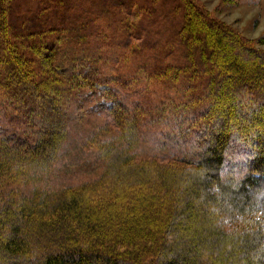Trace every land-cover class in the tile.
Returning <instances> with one entry per match:
<instances>
[{
	"label": "trees",
	"instance_id": "trees-1",
	"mask_svg": "<svg viewBox=\"0 0 264 264\" xmlns=\"http://www.w3.org/2000/svg\"><path fill=\"white\" fill-rule=\"evenodd\" d=\"M101 1L35 0L13 16L17 1L0 0V264H264V34L252 44L179 0L162 53L121 17L100 31ZM85 110L108 120L85 139L101 172L55 185ZM165 114L182 125L158 142L173 154L144 156L157 143L145 127ZM236 150L243 177L225 169Z\"/></svg>",
	"mask_w": 264,
	"mask_h": 264
},
{
	"label": "rangeland",
	"instance_id": "rangeland-1",
	"mask_svg": "<svg viewBox=\"0 0 264 264\" xmlns=\"http://www.w3.org/2000/svg\"><path fill=\"white\" fill-rule=\"evenodd\" d=\"M16 1V6L13 8L12 12L13 16H15L14 10H17L20 7L23 8L26 5H29L28 7H31L34 4L33 1L35 0ZM68 1H71V3L77 2V0ZM177 1L179 0H102V4H100L103 8H100V10H94L93 12L96 14V17H99L101 21L99 28L100 31L105 32V34L108 35L109 32L117 33L118 25H114L113 21L121 17L122 20L128 22L130 25L133 24L134 29L132 33L136 34L138 30L140 31L141 39L140 41H135V45H141L142 48L144 47L147 49L156 45V47H158L157 49H161L160 51L163 53L169 45V43H167V40H169L170 36L174 34L175 30L180 24L181 14L185 12L181 10L179 11L176 7L172 8V5L176 6ZM194 2L211 18L215 19L217 22L224 24V26L235 31L238 35L250 41L252 44L256 43L257 40L260 39L264 34V0H194ZM94 4L97 3L95 2ZM36 5L37 4H35L34 7H36ZM90 5L93 4H86L83 7H90ZM79 7L80 6H78V8ZM111 8L114 10V16H112L110 12ZM81 11V9H76V16H80ZM102 12L107 14H104V16H102V14L99 15V13ZM76 16L74 17L75 19H80L79 16ZM87 17L89 18L90 16ZM11 20L16 22L14 17H12ZM96 22L98 23V20ZM95 27L96 28L94 29L98 31V27L96 25ZM182 33L183 32H181V34ZM198 39L202 41L200 36H198ZM188 44H191V41H188ZM111 47H114V45H111ZM173 47L176 49L173 57H176V59H178L181 55L180 53L183 50L182 48H176V46L172 45L171 48ZM255 47L264 52V46L256 45ZM223 50L228 51V48L225 47L223 48ZM156 59L157 58H155L154 60ZM149 60L151 61V63L154 62L153 58H150ZM140 62L142 61L140 60ZM153 82L158 83L156 80H154ZM160 85L161 84L158 83V87L152 89L154 91H158V94L162 95L167 91H162V86ZM158 88L161 89L158 90ZM143 95L147 97L151 96L147 94ZM86 111L87 110H85L83 113L75 112L73 115L74 118L72 117L73 122L70 123L71 127L69 130L71 138L69 139L64 151H62L65 152V156H61L62 158L55 165L56 169L54 172V176H56L57 178L51 177L49 179L55 185L61 186L68 183H80L88 180H93L101 172L100 162L98 161L95 152L93 154V152L85 145V139L93 134H96L98 128L105 123H108V120L105 117L97 114H86ZM198 111L199 110L197 109L194 117L193 114L190 115V119L192 118L194 120L196 116H199L201 110L199 112ZM166 116V114L162 116V120L161 122L157 123L159 124L157 126L148 125L147 127L145 125V128L150 133L149 137H151V141L156 138L157 143H150L149 146H146L145 154H143L144 156L149 157L151 155H154V157H161V159H163L173 154L171 150L174 151L175 147L164 146L165 148H167L166 151H160L161 146L159 143L164 144L166 138L163 137H167L168 135H170L171 139L172 134H176L177 129H179V127H182V125H179L178 121H170L171 118L167 119ZM165 119L169 120V123H167ZM170 139L168 141H170ZM192 143L194 144L193 136L189 137V140H187V143H185L187 146L179 149L177 152L181 154L191 151L192 148L189 145H191ZM181 144H184V142H181ZM159 153H162L161 156H156L159 155ZM243 153L244 152L241 150L232 152L230 160L227 162L225 168L229 176L243 177L247 173V167H242V165L239 163V161L243 159ZM258 190L259 187L253 189L249 193V195L253 196L258 192ZM194 205L199 209L204 208L202 207V205H199L197 203H194ZM207 211L208 217L212 219V216L214 217L216 213V209L214 210V208L208 207ZM193 222V219H191L187 222L186 225V228L188 230L185 234H188L189 239H191L190 235H195L193 233L195 231V227L192 225ZM207 223L205 227L207 226ZM203 230L204 226L202 225L199 230L200 233H202Z\"/></svg>",
	"mask_w": 264,
	"mask_h": 264
}]
</instances>
